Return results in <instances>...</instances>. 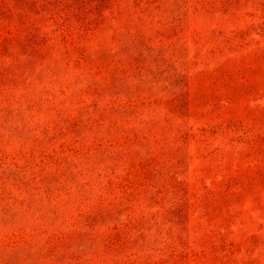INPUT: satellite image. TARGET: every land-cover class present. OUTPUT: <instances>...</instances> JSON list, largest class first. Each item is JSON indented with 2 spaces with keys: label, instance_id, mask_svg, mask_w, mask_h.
I'll list each match as a JSON object with an SVG mask.
<instances>
[{
  "label": "rangeland",
  "instance_id": "rangeland-1",
  "mask_svg": "<svg viewBox=\"0 0 264 264\" xmlns=\"http://www.w3.org/2000/svg\"><path fill=\"white\" fill-rule=\"evenodd\" d=\"M0 264H264V0H0Z\"/></svg>",
  "mask_w": 264,
  "mask_h": 264
}]
</instances>
